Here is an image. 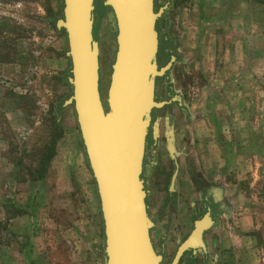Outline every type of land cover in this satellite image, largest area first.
I'll return each instance as SVG.
<instances>
[{
  "label": "rangeland",
  "instance_id": "374dc122",
  "mask_svg": "<svg viewBox=\"0 0 264 264\" xmlns=\"http://www.w3.org/2000/svg\"><path fill=\"white\" fill-rule=\"evenodd\" d=\"M155 4L156 11L167 6L162 19L164 26L162 21L158 26L159 67L170 61L169 54L176 58L171 69L163 77L155 79L156 97L158 101H171L179 96L180 102L177 104L174 101L155 112V118L159 119V143L153 154L149 134L146 161L151 159L149 154L152 153L156 171H151L148 166L144 175L146 191L152 189L149 185L152 172L158 173V181L163 182L158 170L162 162H166L164 167L169 172L166 181L169 182L174 166L168 160L167 153H172L173 144L182 146L184 138L187 143L195 142V162L191 159L190 168L196 175L202 173V191L219 189L224 191L221 194L228 201H245L247 209L254 214L257 230L253 235L257 237L260 252L264 255V5L223 0L221 10L233 12L232 18L235 25L239 24V30L223 34L216 41L217 45L211 48L212 54H209L210 47L201 49L205 56H209L200 64L197 61L199 65L196 63L193 67L188 61L184 62L178 52L181 33L177 29L179 22L176 14L179 9L187 7L188 0H156ZM47 10L61 17L63 2L0 0V222H5L7 210L10 214L18 210L20 217L31 220L32 224L41 199L45 207L41 211V218L48 222V208L57 210L56 217L61 228L66 229L79 213L81 217H88L87 228L82 231L81 245L79 249L78 246L74 249L82 256L76 260L70 258L69 254L65 256L64 252H58L60 261L55 264H105L99 199L72 106H68L63 113L62 126L66 133L55 146V154L44 176L40 181L31 180L37 179L30 172L39 168L44 149L52 139L49 106L57 96L66 98L71 93L70 88L58 81L60 74L67 77L71 69L70 59L60 56L68 52L66 34H56L42 20ZM209 10L212 11L210 7L204 8L208 13ZM116 33L111 10L104 6V0H95L93 40L100 55V86L104 101L117 48ZM5 54L7 57H4ZM212 55L214 61L209 63L207 59ZM195 119L198 122L196 127L190 126ZM240 128L249 132L250 142L246 147L237 142L241 138ZM232 158L235 165L231 164ZM66 161H69V167L72 166L69 183L72 197L78 203L82 202L78 211L65 196L66 182L63 176L67 170L64 167ZM147 162L145 166L149 165ZM22 179H26V182L23 183ZM233 185H237L242 192H234ZM165 186L162 185V188ZM154 194L156 197L154 192L147 193L151 218L156 215ZM201 195L197 197L198 200ZM214 197L217 198L216 195ZM67 204L68 208L65 209ZM151 235L158 250L161 244H165V264H169L178 242L169 245L164 238L166 234L156 224ZM207 236L209 238V234ZM60 237L64 239H60V242H63L66 252V248H70L68 236L62 233ZM17 240L11 230H4L0 226V264L53 262L45 261L44 250L40 248L41 251L36 249L38 251L34 256V244L39 241H34L31 231L20 238V244ZM19 246L22 247L21 256L18 254ZM4 251L6 253L3 255Z\"/></svg>",
  "mask_w": 264,
  "mask_h": 264
},
{
  "label": "water",
  "instance_id": "95a60500",
  "mask_svg": "<svg viewBox=\"0 0 264 264\" xmlns=\"http://www.w3.org/2000/svg\"><path fill=\"white\" fill-rule=\"evenodd\" d=\"M63 16L56 23L68 42L71 69L68 83L72 106L88 166L96 185L103 221L105 264H161L151 239L154 221L146 204L143 181L147 141L158 140L156 110L172 102L158 101L155 79L163 77L176 58L157 64L160 37L157 24L167 6L155 10V0H104L116 26V53L105 101L100 92V61L93 40L95 0H62ZM177 171L171 178L173 188ZM217 222L211 210L193 223L169 264L183 255L206 252L204 234Z\"/></svg>",
  "mask_w": 264,
  "mask_h": 264
},
{
  "label": "crops",
  "instance_id": "0c3cea01",
  "mask_svg": "<svg viewBox=\"0 0 264 264\" xmlns=\"http://www.w3.org/2000/svg\"><path fill=\"white\" fill-rule=\"evenodd\" d=\"M186 3L187 1L185 4ZM222 3L223 0H188L187 7L178 10V14H176L179 22L177 29L179 30V33H181L178 40V52L179 55H181V59H183L184 62L188 61L189 65L192 64L193 66V64L197 63L198 66L201 63V60H206L209 54H212L211 48H214L217 45L216 41H218L227 31L232 33L239 30V24L235 25V21L232 18L234 16L233 12L229 13L228 10H221ZM173 5L172 2L171 6ZM205 7H210L212 11L209 10L210 13L204 11ZM218 18H220V20ZM228 22L230 23L228 24ZM236 28L237 30H235ZM206 47H210V51L209 54L205 56L203 51L201 52V49L204 50ZM207 60H209V63L212 62V60L214 61L213 55ZM182 110L184 109L182 108ZM197 123L198 122L195 119L190 126L192 125L193 127H196ZM240 130L241 138H239L237 142L239 145L246 147L250 142L249 132H245V128H240ZM184 131L186 130L184 129ZM164 135H166V132ZM183 140L182 146H178V143L173 144L174 147L172 153H167L168 160L173 162L174 166L169 182L166 181L169 173L164 167L166 162H162L158 167L163 182H160V180L158 181L157 177L159 175L158 173H155L156 170L154 169V166H156V163L152 160V153H156V148H158L159 143L158 140L156 143H153L152 141L153 150L152 153L149 154L151 159L149 158V161H146L149 165L145 166L142 177L144 181V175L148 166H150L151 171L155 170L154 173L152 172L151 176H149V185L151 184L152 189L150 192L146 191L148 194H152L153 192L156 193V197L154 194L155 218H151L149 211L148 213L150 218L154 221V224L159 227L162 233L166 234V237H163L168 241L169 245L173 242H178V244L179 242H183V240H185L190 234L194 221L199 218L198 202H200V200H198L197 197L201 194V197H203L202 173L196 175L192 173L193 169L190 168L191 159L195 162V157L193 156L196 155V148L194 147L195 142L187 143L185 138ZM163 157L164 156H162V158ZM231 164L235 165L234 158H232ZM69 165V161L64 163V167L67 169L65 176H63L65 177L66 182L65 196L67 197V200L69 198L70 201H75L72 197V188L69 184L71 181L70 167H72H69ZM174 171H177V176L174 186L171 188V178ZM196 179L197 185H195ZM162 185H166L164 189L162 188ZM156 186L159 187V190ZM232 190L234 192H242L237 185H233ZM211 192L215 193L217 196L219 205L217 222L205 235L206 254L204 255V259L201 260V258H198L196 262L192 263L263 264L264 255L260 252L261 248H259L257 244V237L253 235L257 230L254 224V214L251 210L247 209L245 201H228L225 196L223 197L221 194V192H224L223 190L220 191L219 189H215ZM191 199L193 200V203ZM70 201H68L69 204L73 203L74 210L78 211L80 209L79 205H82V202L79 201L78 203L77 201ZM146 204L149 210L147 197ZM43 208L45 207H43L41 199L39 206L35 209L36 215L33 218L34 221L32 220V224H30L31 220L20 216L14 217L8 221V230H11L13 235L17 237L18 240L16 242H19L18 244H20V238H23L27 231H31L34 241H39L38 244H34V256H36V252L40 248L44 250L43 254L44 258H46L45 261H47V263L53 261L49 264H55V262L59 263V256L57 257L58 252H64L65 256H68L69 254L70 258L74 257L76 260L79 259L82 255L80 256L79 251L75 252L74 249H76L77 246L79 249L81 245L80 239L81 235H84L82 231L87 228L86 224L88 225V217H81L78 213L73 217V220L69 223L68 227L64 229L61 228L60 222L57 221V210H50L51 208H48L49 210L47 211L49 212L46 215V218L49 221L47 222L45 218H41V211ZM66 208H68V204L65 209ZM159 221H161V223H159ZM61 232L66 233L68 236L67 243L70 248H66V252L64 251L65 247L63 242H60V239L63 241L64 239L62 237L58 238L60 234L62 235ZM68 232H70L71 235H69ZM208 234L209 238L207 236ZM36 249L38 250L36 251ZM21 252L22 247L19 246V256H21ZM5 253L6 252L4 251L3 255ZM37 263L38 262H34V264ZM3 264L8 263L5 262Z\"/></svg>",
  "mask_w": 264,
  "mask_h": 264
},
{
  "label": "trees",
  "instance_id": "16d2710c",
  "mask_svg": "<svg viewBox=\"0 0 264 264\" xmlns=\"http://www.w3.org/2000/svg\"><path fill=\"white\" fill-rule=\"evenodd\" d=\"M62 1V0H60ZM241 1H250L252 3L255 4H262L264 5V2H262V0H241ZM168 14V13H167ZM61 17H57L55 16L54 13H52L50 10H47V15L45 16V18H43L42 20H44V22L51 27L52 29H54L55 33L60 35L63 34L64 31L63 30H58L56 28V23L59 19H61ZM168 18V17H167ZM163 19V15L160 18L159 21H162ZM161 23H163L164 26V21H162ZM160 23V24H161ZM159 26V22L157 24V27ZM12 33V32H10ZM67 53V52H66ZM66 53L60 54V56L62 57H66ZM172 54L174 55V53L172 52ZM4 57H7V55L5 54ZM171 55H168V60L170 59ZM70 72L69 74L66 76H64V74H60L58 77V81L63 84L64 86L68 87L71 89V93L70 95H68L66 98L62 97V96H57L55 98V100L50 104V109H49V114L51 115L49 117V122H50V128L52 131V139L51 142L48 144V146L44 149L45 152H43L42 157H41V161H40V165L39 168L35 171V172H30V175L34 174L37 179L31 178L32 181L35 180H41L42 177L44 176V172H46V168H48V165L51 161V158L53 157V155L55 154L54 152V148L57 145V143L64 137V134L66 133V131L63 129L62 126V116L63 113L66 111L67 107L64 106L65 101L71 96L72 94V87L71 85L68 83V78L70 77ZM15 98H18V96H14ZM158 111V110H156ZM155 111V112H156ZM154 118H155V114H154ZM23 183L26 182V179H22L21 180ZM20 216V212L18 210H14L13 214H10V212L7 210L5 212V222L2 223L0 222V226L2 229L7 230L8 229V221L14 217Z\"/></svg>",
  "mask_w": 264,
  "mask_h": 264
},
{
  "label": "flooded vegetation",
  "instance_id": "af4514ba",
  "mask_svg": "<svg viewBox=\"0 0 264 264\" xmlns=\"http://www.w3.org/2000/svg\"><path fill=\"white\" fill-rule=\"evenodd\" d=\"M155 3H156V0H155ZM157 30H158V27H157ZM158 33H159V31H158ZM92 35L94 37V23H93ZM159 37H160V35H159ZM159 49H160V46H159ZM157 58H158V56H157ZM99 61H100V55H99ZM159 62H160V60H157L158 66H159ZM101 73H102V70H101V62H100V79H101ZM99 86H100V81H99ZM156 88L157 87H156V84H155V94H156ZM100 92H101V86H100ZM101 95H102V93H101ZM205 191L206 192H203V193H206V194H203V197L200 198V202L198 204V206H199L198 207V209H199V212H198L199 215L198 216H199V218H201L203 216V214H205L207 212V210L209 209V210H211V214H212L213 218H217V211H218V207H219L217 198L214 197L215 194L213 192H211L210 190H205ZM210 193H212L213 195L210 194ZM207 232L204 234V242H205V244H206L205 235L207 234ZM151 239H152L153 246H154V249L156 250V252L157 253H162L163 260H162L161 264H165V261H166V254H165L166 246H165V244H161V247H160L161 250L160 249L158 250L157 247H156V244H155V242H154V240L152 238V235H151ZM180 243H182V242H180ZM180 243L177 244L176 249L174 251V254H175L178 246L180 245ZM205 254H206V252L203 253L202 251H200L196 256L192 257L191 252H187V253H185L183 255V257L181 258L179 264H193L194 262H196L198 260V258H201V260H203Z\"/></svg>",
  "mask_w": 264,
  "mask_h": 264
}]
</instances>
